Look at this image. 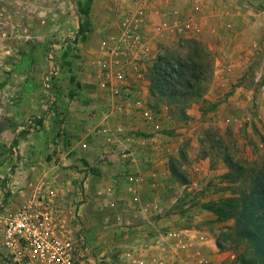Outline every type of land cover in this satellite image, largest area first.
Returning <instances> with one entry per match:
<instances>
[{
    "label": "rangeland",
    "instance_id": "obj_1",
    "mask_svg": "<svg viewBox=\"0 0 264 264\" xmlns=\"http://www.w3.org/2000/svg\"><path fill=\"white\" fill-rule=\"evenodd\" d=\"M220 1L221 16L224 8L230 11L229 16L220 17L214 26L203 22L195 27L193 21L185 22L173 40L159 44L152 65L142 73L148 90V102L144 103L157 115V124L169 125L167 120H171L186 141L171 161L170 172L173 165L188 179L197 164L201 174L209 167L198 187L179 193L180 196L170 189L168 201L172 206L167 217L178 219L182 212L190 211L192 218L209 221V232L237 259L226 237L233 230V221L218 222L216 211L230 196L224 180L229 172L227 156L242 164L248 178L264 168V0ZM119 4L120 0H0V136L7 129L29 130L32 134L20 135L28 140L26 146L19 141V148L14 141L9 145L0 140V244L4 218L27 204H39L40 195L57 187L65 191L59 202L63 212L55 215L57 227L72 238L77 263H81L80 255L87 247L94 259L87 264H112L108 259L97 258L91 241L95 242L104 231L108 243L105 251L110 256L113 236L106 220L116 213L104 206L98 216L89 208L86 225L79 204L87 202L96 207L102 199V203L111 205L113 197L93 195L81 200V191L69 190L65 181V170L71 167L58 161L63 153L62 140L68 149L74 142L61 127L66 119L64 96L83 95L78 92V68L95 56L88 46L101 49L105 40L120 37L125 15L147 10L144 6L134 11L127 8L120 21ZM194 9L200 14L202 7L196 5ZM83 40L91 41L86 44L87 50L81 46ZM169 52L182 59L188 56L189 63L201 66L204 92L187 107L186 117L175 106L161 104L150 94L149 69L159 54ZM53 158L58 159L55 165ZM207 159L211 164L206 168L202 162ZM72 168L80 170L78 166ZM133 183L129 179L128 188ZM75 185L84 187V182ZM151 209L146 205L143 211L152 221L157 215ZM0 264H10L1 248Z\"/></svg>",
    "mask_w": 264,
    "mask_h": 264
},
{
    "label": "crops",
    "instance_id": "obj_2",
    "mask_svg": "<svg viewBox=\"0 0 264 264\" xmlns=\"http://www.w3.org/2000/svg\"><path fill=\"white\" fill-rule=\"evenodd\" d=\"M120 3V21L127 8L133 9L130 11L141 6L147 8L143 30L146 46L141 60L148 61L146 64H141V60L137 63L141 72L152 65L159 44L173 40L178 31L183 30L185 22L193 21L195 27L203 22H211L214 26L220 17L230 14L224 8L221 16L220 0H120ZM196 5L202 7L200 14L195 13ZM88 42L91 41H82L81 46L86 50ZM90 45L88 48L95 56L83 68H78L81 76L78 92L83 95L64 96L67 99L63 108L66 119L60 125L74 142L68 149L66 141L62 140L60 149L63 153L58 154L61 159L58 162L71 167L65 170V181L69 190L81 191V200H88L87 197L93 195L103 198L110 194L113 197L111 205L102 203V199L98 200L96 207L87 202L79 204L86 225H89V216L86 215L89 208L98 216L104 206H110L109 209L116 213L106 220L113 236L110 256L105 251L108 243L104 240V231L95 242L90 240L96 248L97 258L108 259L112 264H239L235 254L223 250L216 235L209 232V221L192 218L190 211L182 212L178 219L167 217L168 208L172 206L168 192L173 190L171 193L182 195L198 187L201 177H207L209 167L201 174L197 164L194 173L188 176L191 185L189 181L182 184L173 176L169 165L177 158L185 138L178 135L179 131L171 120H167L169 125L158 124L156 127L144 121L142 109L135 105L136 101L143 100L144 103L148 99L143 80L135 83L130 103L113 96L110 87L101 88L99 78L102 76H98L103 62H114L115 59L102 52L99 46ZM19 134V130L7 129L0 140L10 145ZM26 140L19 138L22 146H26ZM57 160L53 158L52 164L55 165ZM202 164L206 167L211 160ZM72 166H78L80 170L75 171ZM129 179L134 181L130 188L127 185ZM82 181L84 187L77 188L75 184ZM146 205L153 207L151 212L157 215L152 221L143 211ZM80 256V264L94 260L87 247Z\"/></svg>",
    "mask_w": 264,
    "mask_h": 264
},
{
    "label": "built area",
    "instance_id": "obj_3",
    "mask_svg": "<svg viewBox=\"0 0 264 264\" xmlns=\"http://www.w3.org/2000/svg\"><path fill=\"white\" fill-rule=\"evenodd\" d=\"M125 16L120 37L102 43V52L115 61L103 62L101 88L110 87L113 96L130 103L135 83L143 80L137 63L145 53L147 11L138 9ZM135 105L142 109L147 124L158 126L157 115L145 103L136 101ZM56 188L40 195L39 204H27L4 218L0 248L10 264H78L72 238L57 227L55 215L63 212L59 202L65 191Z\"/></svg>",
    "mask_w": 264,
    "mask_h": 264
},
{
    "label": "trees",
    "instance_id": "obj_4",
    "mask_svg": "<svg viewBox=\"0 0 264 264\" xmlns=\"http://www.w3.org/2000/svg\"><path fill=\"white\" fill-rule=\"evenodd\" d=\"M188 60L190 57L182 59L173 52L159 54L147 74L151 96L161 104L171 108L175 106L183 117L187 116L186 109L193 99L201 97L204 92L201 66ZM196 70L200 73H196ZM28 134L29 130L20 132L14 145L18 147L20 135ZM225 162L229 172L224 180L230 196L223 202V207L216 211L217 221L224 224L233 221V230L226 237L231 242L230 249L237 253L240 264H264V168L254 171L248 178L244 176L242 164L229 156ZM171 168L180 183H188L185 174L176 172L173 165ZM219 246L226 249L221 243Z\"/></svg>",
    "mask_w": 264,
    "mask_h": 264
}]
</instances>
